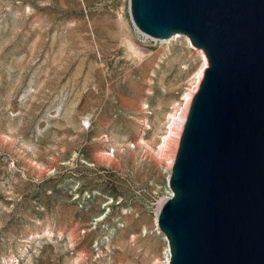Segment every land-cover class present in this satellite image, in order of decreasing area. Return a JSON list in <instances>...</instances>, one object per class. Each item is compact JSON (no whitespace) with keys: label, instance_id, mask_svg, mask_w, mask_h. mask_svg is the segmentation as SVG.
I'll use <instances>...</instances> for the list:
<instances>
[{"label":"rangeland","instance_id":"1","mask_svg":"<svg viewBox=\"0 0 264 264\" xmlns=\"http://www.w3.org/2000/svg\"><path fill=\"white\" fill-rule=\"evenodd\" d=\"M153 39L129 0H0V264H165L168 117L203 59Z\"/></svg>","mask_w":264,"mask_h":264},{"label":"water","instance_id":"2","mask_svg":"<svg viewBox=\"0 0 264 264\" xmlns=\"http://www.w3.org/2000/svg\"><path fill=\"white\" fill-rule=\"evenodd\" d=\"M145 35L207 59L159 208L169 264H264V0H129Z\"/></svg>","mask_w":264,"mask_h":264},{"label":"bare ground","instance_id":"3","mask_svg":"<svg viewBox=\"0 0 264 264\" xmlns=\"http://www.w3.org/2000/svg\"><path fill=\"white\" fill-rule=\"evenodd\" d=\"M179 38V37H184L186 38L187 42H189L190 45L191 42L189 40L188 37H186L185 35H181V34H178L176 36H173L171 37L170 39H167V40H159V39H156V38H152L154 41H157V42H168L170 40H172L173 38ZM193 46V45H192ZM202 55V59H203V63H202V66L201 68L198 70V72L196 73V77H195V82H194V87H193V90L191 93H188L186 95V98L184 99V104L183 106H180L179 105H176V107H179L178 110H175L176 112L173 113V114H170L169 117H168V124L170 125V127H173L175 128V130L178 131V139L180 140V136H181V133H182V130H183V127H184V123H185V120H186V117H187V113H188V110H189V107H190V104H191V101H192V98L194 96V94L196 93L200 83H201V80H202V77H203V74L205 72V70L207 69L208 67V63H207V59H206V56L204 54V52L201 50V49H198ZM143 51V50H142ZM173 132V131H172ZM169 138V137H168ZM166 146V145H165ZM174 159H175V156L170 164V168H168V172H169V175H170V171H171V167L173 165V162H174ZM172 195V192L170 191L169 192V196L166 198L169 199ZM165 199L164 200H161L159 203V206H158V209H157V216H158V211H159V208L161 207V205L166 201ZM169 247L166 251V264L169 262Z\"/></svg>","mask_w":264,"mask_h":264},{"label":"built area","instance_id":"4","mask_svg":"<svg viewBox=\"0 0 264 264\" xmlns=\"http://www.w3.org/2000/svg\"><path fill=\"white\" fill-rule=\"evenodd\" d=\"M135 28H136V32L138 33V35L140 36V38H142V41L143 42H147V41H150V40H152L151 39V37H149V36H147V35H145L144 33H142L139 29H137V27L135 26ZM175 38V37H174ZM168 178H170V176H168ZM169 181V180H168ZM169 261H170V253H169ZM165 262V261H164ZM166 264V263H165ZM167 264H169V262L167 263Z\"/></svg>","mask_w":264,"mask_h":264}]
</instances>
